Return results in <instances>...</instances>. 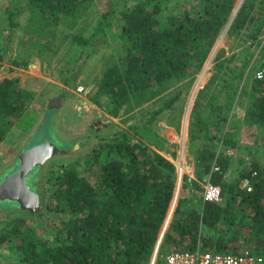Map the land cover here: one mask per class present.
<instances>
[{"label":"trees","instance_id":"16d2710c","mask_svg":"<svg viewBox=\"0 0 264 264\" xmlns=\"http://www.w3.org/2000/svg\"><path fill=\"white\" fill-rule=\"evenodd\" d=\"M25 1L31 12L27 32L41 59L46 58L47 52H52L48 48L54 45L52 39L59 27L68 19L82 16L92 4L91 0ZM196 1L198 5H194ZM237 1L192 0L190 8L180 11V15L165 16L162 6L166 0H137L133 3L126 0L118 19L119 38L126 53L104 70L98 83L99 92L111 100L112 109L109 111L117 114L119 108L133 104L142 106L153 100L159 102L156 115L171 110L183 92L167 97L165 93L201 71ZM253 7L252 0L243 3L230 27L232 35L243 33L242 38L249 44L259 38L264 25V7H261L260 15H252ZM4 12L5 15L8 13V28H13L17 22L14 19L16 13L7 8ZM108 18L99 19L95 37L106 38L104 21ZM6 37L4 40L0 32V63L5 59L11 41L9 35ZM67 39L84 50H90L92 40L78 33L63 34L56 47L60 48ZM63 82L71 84L70 79ZM229 86L216 91L213 100H218L224 90L231 98L227 91ZM252 90L254 94L246 121L252 126H264V77L254 80ZM32 97L33 94H26L18 88L17 79L0 81V111L6 117L0 123V144L13 120L22 116ZM211 126L210 121L199 119L191 127V146L198 147L197 163L201 171L197 172V180L187 175L183 177L181 195L161 241L157 262L167 246L191 251L201 245L205 250L237 253L241 250L239 245L245 244L246 248L264 255V163L255 156L243 167L242 164L238 167L236 177L228 179L226 173L231 159L214 147L215 140L219 139L212 133ZM210 141H213L212 145H203L199 149L203 142ZM165 143L163 139L162 145ZM223 143L237 146L232 140L225 139ZM164 149L160 145L152 148L140 139L135 142L123 132L100 145L95 161H99L101 167L93 177L83 176L73 166L66 167L63 174L57 175L55 198L70 219L56 233L51 230L53 241L28 242L22 262L150 264L177 185V167L160 153ZM103 152L106 155L101 161ZM207 176L211 183L220 187L221 203L208 202L199 195L203 188L200 182L206 181ZM245 181H248V187L243 186ZM192 200H197L198 204H191ZM175 203L176 199L173 206ZM12 220L16 225L7 227L0 235V243L13 239L21 241L26 233H30V229L24 232L20 227L24 219L17 216Z\"/></svg>","mask_w":264,"mask_h":264},{"label":"rangeland","instance_id":"374dc122","mask_svg":"<svg viewBox=\"0 0 264 264\" xmlns=\"http://www.w3.org/2000/svg\"><path fill=\"white\" fill-rule=\"evenodd\" d=\"M129 1L133 3L137 0ZM190 1L192 0H166L162 6L163 12L165 16H178L180 11L186 7L190 8ZM246 1H237L235 10L212 47L201 71L165 93L167 97L179 91L183 92L174 107L156 115L155 112L159 109L158 100L142 106H125L119 108L117 114H112L109 111L112 109L111 100L99 92L98 83L104 70L118 62L126 53L125 45L119 38L118 22L126 0H91V6L82 16L68 19L66 24L59 27L52 39L55 41L54 45L48 48H51L52 52H47L44 59L36 54V48L33 46L35 43L27 32V22L31 16L27 2L0 0V32L4 40L7 35L11 40L5 59L0 63V81L17 79L18 88L26 94H33L32 100L23 109L22 116L13 120L11 129L0 144V181L7 173L10 174L16 169L18 156L24 148L31 149L49 141L60 149L79 145L74 154L55 157L45 167L37 170L34 174L35 182L32 181L33 177L29 176L28 182H33L31 185L41 194L45 206L41 215H38L40 212H21L12 202L0 201V235L9 225H16L12 219L17 216L24 219V223L20 224L21 229L24 232L27 228L30 229V233H26L21 241L13 239L0 243V264H25L21 259L22 254L27 253L25 249L28 242L40 239L53 241L51 230L56 233L63 223L70 219V216L61 210L60 202L55 198L57 175L63 174L66 167L73 166L79 169L83 176L93 177L101 167V163L95 161L100 145L123 132L135 142L140 139L152 148L157 145L165 147L160 153L165 154L177 167L175 196L166 219L167 221L169 218L168 226L164 229L166 223L164 224L161 235L169 229L181 195L183 177L187 175L197 180V172L201 171L197 163L198 147L192 148L190 137L191 127L198 123L199 119L211 122V132L218 135L219 139L215 140L214 147L231 159L230 169L226 173L228 179L236 177L238 167H241V164L243 167L255 156L264 163V126H252L246 121L254 94L253 82L258 71L264 69V25L259 38L252 44L245 43L243 33H230L231 23ZM198 3L196 1L194 5ZM252 3V15H260L258 13L262 11L261 7H264V0H252ZM6 8L16 13L14 19L17 22L13 28H8L10 21L6 18L8 13L5 15L4 12ZM104 16L109 18L104 21L107 35L103 40L95 37L94 33L99 19ZM72 33L91 39L90 50H84L82 46L68 39L60 48L56 47L63 34ZM65 79H70L71 84L66 85L63 82ZM228 84L230 86L227 91L231 98L224 90L218 100H213L217 96L216 91ZM55 98L63 99L62 105L57 112L48 113ZM1 112L0 123L6 120ZM195 129L199 130L198 127ZM163 139L166 143L162 145ZM225 139L234 141L237 146L224 144ZM212 143L213 141L203 142L199 149ZM105 155L103 152L101 161H104ZM208 182V176L206 181L200 182L203 188L199 195L204 197L205 185ZM243 186L248 187V184L244 183ZM191 204H198L197 200H192ZM244 245L240 244L239 248H246ZM174 250L176 249L167 246L159 262L156 260V264H162L164 256Z\"/></svg>","mask_w":264,"mask_h":264},{"label":"water","instance_id":"95a60500","mask_svg":"<svg viewBox=\"0 0 264 264\" xmlns=\"http://www.w3.org/2000/svg\"><path fill=\"white\" fill-rule=\"evenodd\" d=\"M63 99L54 100L50 110H56L61 107ZM79 148L78 146L70 149H60L52 141L31 149L24 148L18 156V164L15 170L6 174L0 181V201L12 202L19 206L25 213L36 214L42 211V200L40 194L34 191L28 177L33 174L37 168L44 167L50 160L58 156L72 155ZM165 228L168 226V220L165 222ZM164 232L160 237L153 258H157Z\"/></svg>","mask_w":264,"mask_h":264},{"label":"built area","instance_id":"2783aa9c","mask_svg":"<svg viewBox=\"0 0 264 264\" xmlns=\"http://www.w3.org/2000/svg\"><path fill=\"white\" fill-rule=\"evenodd\" d=\"M264 77V69L257 73V78ZM248 184V181H245ZM204 199L208 202L221 201V189L210 181L205 185ZM172 212V211H171ZM154 257V256H153ZM157 258H152L150 264H156ZM162 264H264V256L255 253L250 248H243L237 253H220L205 250L200 245L195 250H174L164 256Z\"/></svg>","mask_w":264,"mask_h":264},{"label":"flooded vegetation","instance_id":"af4514ba","mask_svg":"<svg viewBox=\"0 0 264 264\" xmlns=\"http://www.w3.org/2000/svg\"><path fill=\"white\" fill-rule=\"evenodd\" d=\"M54 100H57V99L55 98ZM54 100H53V101H54ZM50 107H51V105H50ZM58 110H59V108L56 109V110H50V108H49L47 112H48V113H49V112H55V111L57 112ZM48 113H47V114H48ZM45 119H46V118H45ZM53 159H54V158H53ZM44 167H45V166H44ZM42 168H43V167H41V168H37V169L34 171L33 174H30V175L33 177V178H32V181L35 182V176H34L35 172H36L37 170L42 169ZM30 175H29V176H30ZM28 178H29V177H28ZM32 181L30 182V180H29V184H30L31 188H32L34 191H36L38 194H40L37 190H35V186H32V185H31V183H33ZM16 205H17V204H16ZM29 214H31V213H29Z\"/></svg>","mask_w":264,"mask_h":264}]
</instances>
